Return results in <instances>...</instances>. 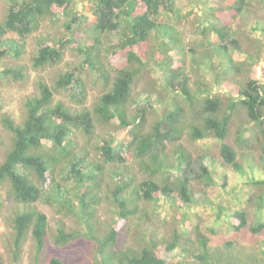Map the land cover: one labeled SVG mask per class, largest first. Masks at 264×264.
Instances as JSON below:
<instances>
[{"label": "rangeland", "instance_id": "374dc122", "mask_svg": "<svg viewBox=\"0 0 264 264\" xmlns=\"http://www.w3.org/2000/svg\"><path fill=\"white\" fill-rule=\"evenodd\" d=\"M23 1L25 0H0V23L10 8ZM173 2L178 16L168 22L179 42L178 47L168 50V55L175 61L185 62L184 73L188 77L190 89H194L197 80H205L203 83L208 84L212 82V78L210 73L204 72L206 68H196L192 59H199L205 51L204 47L219 42L215 33H201L197 28V22L203 19L206 13L224 11L225 0H209L207 10L202 9L194 0ZM93 6V0H73L67 15L38 18L31 33L25 38L8 31L2 35V40L8 41V46H3L2 49L17 45L19 48L16 56L14 53L0 54V163L11 146V134L2 125L1 119L6 116L14 123L20 124L25 115L26 102L40 97V83L47 85L51 90L52 105L61 103L71 112L92 111L95 102L112 83L115 67L124 65L114 54L120 51L117 44L122 34L120 31L97 33L94 29L96 18ZM255 11L258 16L256 19H252L251 15L248 21L236 19L229 22V27L239 44V47L231 52V57L236 63L246 61L247 54H254L255 50L264 53V35L252 30L257 19L260 17L264 19V5L255 6ZM219 25L225 26L226 20L221 19ZM67 26L70 27L69 30ZM42 44L61 46V59L55 65L34 68L32 61ZM156 45L157 35L151 33L144 46L146 60L155 55L153 51ZM188 47L195 52L194 55L190 54ZM150 62L145 72L132 86L129 104L126 107L129 120L142 108L145 110L143 126L144 131L148 132L154 126L157 117L163 114L164 109L172 111L176 103L184 107L181 99L163 88L162 73L153 64L154 59ZM91 65L101 69L105 74L104 78H101ZM70 68L75 69L74 82L71 83V91H66L58 88L55 82L60 74ZM7 69L17 72L18 75H14L13 72L6 75L4 72ZM244 75L263 82L264 58L252 62ZM244 75L236 79L243 81L246 79L243 78ZM229 87L231 86L224 85L222 88L213 86L211 91L219 92L224 97L226 94L234 96ZM191 117L192 114L185 107L184 118L179 121L181 134L174 143L180 144L191 155L193 188H196L194 182L199 183L200 180L199 165L208 167L212 173L215 171L213 177L216 185L206 189L197 188L193 201L186 207L181 206L177 195H173L176 200L174 203L163 196L157 203H139L137 211L128 215L126 224L116 233L114 246L105 251L118 252L127 249L135 251L142 246L143 240L149 242L152 239L157 241L161 259L165 264H202L191 259V253L197 250L201 254L207 252L208 257L205 260L211 264H264L262 258L264 228L257 233L251 231L258 221L264 225V130L252 126L245 118H237L230 126L224 142L234 149L236 159L242 166L241 170L236 171L231 166H222L225 163L220 155L221 141L215 138L190 140L187 125L191 122ZM117 123V121L97 123L91 136L83 135L79 129H72L69 135L70 151L76 154L86 152L88 158L86 165H102V174L95 172L98 177L95 182L98 184L95 189L91 188L89 191L94 194V201L89 202L87 208L91 211L89 215H82L84 209L80 208L77 192L73 190L68 194V201L70 200L74 206L71 211L60 208L53 200L52 202L48 200L50 196L48 187L43 190L42 198L32 204L46 218L45 250L43 249L39 264H47L50 258H57L63 264L99 263L101 255L97 254L98 241L103 240L106 234L118 225V204L114 201L113 191L119 179L129 182L131 187V179L136 180V182L133 180L135 183L146 180V173L143 170H136L139 167L138 162L132 157L133 151L125 153L122 161L124 165H116L115 168L109 163L105 164L97 154V148L103 140L111 139L114 145L118 143L125 145L129 141L128 128H120ZM237 131H240L242 137L236 139V142ZM43 145L47 148L50 146L49 142H43ZM171 148L170 144L167 145L166 151H171ZM57 172L59 170H55V173ZM52 180L60 185H64L66 181L70 189L69 184L72 181L65 180L62 175L57 173L52 176ZM86 184L90 185V181ZM0 203V264H34L35 241L31 232L23 243L17 259H13L12 217L18 209L6 183L0 186ZM235 210H242L246 214V226L239 231L234 230L228 217V214ZM174 230L178 233L179 243L173 250L168 251L163 244L173 238ZM59 232L71 235L72 240L64 245L57 244L55 236ZM199 234L204 237L205 247L202 244L200 246L198 242Z\"/></svg>", "mask_w": 264, "mask_h": 264}, {"label": "trees", "instance_id": "16d2710c", "mask_svg": "<svg viewBox=\"0 0 264 264\" xmlns=\"http://www.w3.org/2000/svg\"><path fill=\"white\" fill-rule=\"evenodd\" d=\"M93 1L95 31L97 33L120 31L122 34L117 44V49L120 51L114 54L124 65L115 67L112 83L95 102L92 111L71 112L61 103L52 105L51 90L47 85L40 83V97L26 102L25 115L20 124L14 123L6 116L1 119L2 125L11 134V146L0 163V186L4 183L8 184L9 193L18 209L12 217L13 259H17L23 243L31 232L35 241L34 264H39L41 254L45 250L46 218L32 204L42 198L43 190L47 187L50 192L48 200L50 202L53 200L60 208L70 211L73 210V204L68 201V194L71 190L77 192L79 206L84 209L82 215H89L91 212L87 209L89 202L94 201V194L89 191L98 184L95 182L98 178L95 172L102 174V165L88 166L86 152L84 154L71 152L69 135L75 128L82 131L83 135L91 136L97 123L107 124L110 121H117L120 128H128L129 141L125 145L120 143L114 145L111 139L103 140L97 148V154L105 164L109 163L115 168L116 165H124L122 161L125 153L133 151L132 157L138 162L139 167L136 170H143L147 178L141 183H135L136 180L131 179L132 187L129 182L126 181L127 184L119 179L113 191L114 201L118 204V225L106 234L103 240L98 241L97 254L101 255V261L96 264H165L161 259L157 241L152 239L149 242L143 240L142 246L135 251L127 249L128 252H106L105 250L114 246L116 233L126 224L128 215L137 211L139 203H157L162 196L174 203L176 200L173 195H177L181 206L186 207L193 201L197 188L206 189L216 185L215 171L212 173L208 167L199 165L200 180L199 183L194 182L196 188H193L191 155L180 144L174 143L181 134L179 121L184 118L185 107L192 114L191 122L187 125L190 140L215 138L221 141L220 155L225 163L222 166H231L236 171L242 169L236 159V152L224 140L230 126L237 118H245V121L252 123V126L264 130V80L260 82L244 75L252 62L264 58V53L255 50L254 54H247L246 61L240 63L233 61L231 52L234 48H238L239 44L229 27V22L236 19L248 21L251 15H253L252 19L258 18L255 6L264 5V0H225L224 11L206 13L205 17L197 22V28L201 33L213 32L219 42L204 47L205 51L201 57L197 60L192 59L196 68H206L204 72L210 73L212 78L210 84L203 83L205 80H197L194 89H190L188 77L184 73L185 62L175 61L168 55V50L178 47L179 42L168 22L178 16L173 0ZM194 1L201 5L202 9L207 10L209 0ZM72 2L73 0H25L16 4V7L10 8L3 22L0 23V54L18 55L19 45L2 49L3 46H8V41L2 40V35L6 31L25 38L31 33L38 18L67 15ZM221 19L226 20L225 26L219 25ZM69 29L70 27L67 26V30ZM252 30L264 35L262 17L257 19L256 26ZM151 33L157 35L158 45L153 51L155 55H151L146 60L144 46ZM60 50L61 46L42 44L33 58L32 66L42 68L55 65L61 59ZM187 50H190L191 55L195 54L191 48L188 47ZM153 59V64L162 73L163 88L181 99L184 107L176 103L172 111L164 109L163 114L157 117L154 126L148 132L144 131L143 126L145 110L142 108L129 120L126 107L129 104L132 86ZM91 67L100 74L101 78H104L105 74L101 69L92 65ZM74 71V68H70L60 74L55 85L71 91ZM12 72L14 75L17 74L11 69H7L4 73L10 75ZM240 75H244L243 78L246 79L238 81L236 78ZM224 85L231 86L229 88L234 96L226 94L224 97L219 92L211 91L213 86L222 88ZM241 137L240 131H237L235 141L237 142ZM43 142H49L50 146L45 147ZM166 144L172 146L171 151H166ZM55 170H59L57 173L65 180L72 181L69 184L70 189L66 181L64 185H60L52 180V176L57 174ZM88 181L90 185L86 184ZM225 181L222 182L223 186ZM228 217L234 230L239 231L246 226V214L242 210H235L229 213ZM256 225L251 228L253 233L264 228L262 222L258 221ZM178 238V233L174 230L173 238L164 243L163 247L168 251L173 250L179 243ZM203 239L204 237L199 234L198 242L200 246L202 244L205 247L206 243ZM71 240L72 236L63 232L55 236V242L59 245ZM262 255L264 259V249ZM207 257V252L201 254L197 250L191 253L192 260L211 264L205 260ZM47 264H63V262L57 258H50Z\"/></svg>", "mask_w": 264, "mask_h": 264}]
</instances>
